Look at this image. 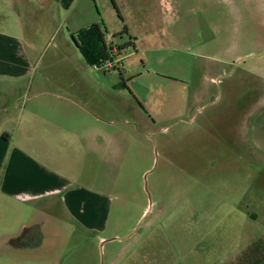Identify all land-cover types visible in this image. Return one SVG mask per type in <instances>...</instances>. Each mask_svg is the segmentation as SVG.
I'll return each mask as SVG.
<instances>
[{
    "label": "rangeland",
    "instance_id": "rangeland-1",
    "mask_svg": "<svg viewBox=\"0 0 264 264\" xmlns=\"http://www.w3.org/2000/svg\"><path fill=\"white\" fill-rule=\"evenodd\" d=\"M3 2L0 31L30 52L33 86L0 89V110L17 107L0 112V132L21 120L23 135L34 116L46 169L109 209L88 229L55 198L20 204L0 190V264H264V0H115L121 17L111 0ZM93 24L107 45L133 37L121 70L84 61L73 37ZM77 86L92 100L91 150L76 144L77 108L39 94Z\"/></svg>",
    "mask_w": 264,
    "mask_h": 264
},
{
    "label": "crops",
    "instance_id": "crops-1",
    "mask_svg": "<svg viewBox=\"0 0 264 264\" xmlns=\"http://www.w3.org/2000/svg\"><path fill=\"white\" fill-rule=\"evenodd\" d=\"M3 1L9 3L13 8H17L19 3L29 2L34 5L33 8L39 10L53 9V7L69 10L75 5H81L83 2H87V0H0V2L4 3ZM1 18L3 21L5 18L4 15H1ZM127 31L128 34H130L128 29ZM130 38L135 46L131 34L129 39ZM32 69L30 52H27V50L22 48L21 39L17 35L7 34L0 31L1 93L8 95L13 88L9 85L11 83L17 84L23 79H26L27 81L23 83L22 89L24 91L29 90L33 86V81L31 80ZM85 92V87L77 86L75 91H73V94L75 95L74 97H70L68 94L64 95L62 94L63 92L37 93L50 94L53 98L62 99L66 103L77 108V123L79 124L80 129H77L76 131V144H80L78 145V149L83 148L91 150L93 147H91L88 142V145L85 143L89 135L94 132L95 117L91 108H89L92 104V100L86 96ZM14 108L16 109L17 107L13 105V107H5L0 110V112L3 111L6 113L3 120H9V113ZM19 109L21 113L20 115H25L27 107L25 106L24 108ZM31 113L32 112H30V114ZM31 115H35V113H32ZM33 117L28 118V122L26 123V126H24L25 130L23 135L20 134V136H18L19 129L21 128V120L16 121L12 131L13 133L4 130L0 132V165L7 160L6 174L0 187L2 195L20 204H30L55 198L65 208L67 214L76 219L83 227L95 229L93 228L94 226L91 227L90 224L93 223V219L96 215L99 216L98 213L100 206L106 207L108 211L109 206L106 204L107 202L109 203V200L106 201L104 197L102 198L91 190H86L82 187L74 189L73 187L76 185L74 179L66 178L60 172L54 173L46 169L47 165L42 162L38 155L50 153V150H43L45 147L43 145H35L36 140L34 143L33 138L36 139L37 135L33 133ZM50 137L52 136L49 135L46 140L48 146L51 144L49 143L51 142ZM18 138L22 139L23 144L20 143V146L16 145L12 147V143H17ZM53 143H55L54 140ZM42 144H46V142L44 141ZM102 215L104 216L102 229H104L107 212ZM34 228L37 229L38 227L33 225L32 229L26 230L25 235L23 236V243H25V245L32 239L31 234L34 231ZM13 238L14 235H7L4 237V241L9 244Z\"/></svg>",
    "mask_w": 264,
    "mask_h": 264
},
{
    "label": "trees",
    "instance_id": "trees-1",
    "mask_svg": "<svg viewBox=\"0 0 264 264\" xmlns=\"http://www.w3.org/2000/svg\"><path fill=\"white\" fill-rule=\"evenodd\" d=\"M111 2L119 17H121L115 1L111 0ZM123 34H128L126 27L123 30ZM73 40L84 61L90 67H94L95 65L102 66L108 61H114L115 56L128 46H133L135 48L131 38L127 44L120 47L107 45L103 30L98 24H93L89 28L80 31L76 38L73 37Z\"/></svg>",
    "mask_w": 264,
    "mask_h": 264
},
{
    "label": "built area",
    "instance_id": "built-area-1",
    "mask_svg": "<svg viewBox=\"0 0 264 264\" xmlns=\"http://www.w3.org/2000/svg\"><path fill=\"white\" fill-rule=\"evenodd\" d=\"M119 64H120V62H118L117 60H114V61H108L102 66L95 65L93 68L96 70H99V69L111 70V69H115L116 65H118V67L121 68L122 65H119Z\"/></svg>",
    "mask_w": 264,
    "mask_h": 264
},
{
    "label": "water",
    "instance_id": "water-1",
    "mask_svg": "<svg viewBox=\"0 0 264 264\" xmlns=\"http://www.w3.org/2000/svg\"><path fill=\"white\" fill-rule=\"evenodd\" d=\"M147 177H148V174L147 175H145V181L147 182Z\"/></svg>",
    "mask_w": 264,
    "mask_h": 264
},
{
    "label": "flooded vegetation",
    "instance_id": "flooded-vegetation-1",
    "mask_svg": "<svg viewBox=\"0 0 264 264\" xmlns=\"http://www.w3.org/2000/svg\"><path fill=\"white\" fill-rule=\"evenodd\" d=\"M122 68H120L119 70H121Z\"/></svg>",
    "mask_w": 264,
    "mask_h": 264
}]
</instances>
